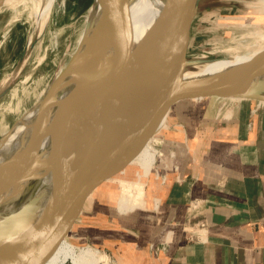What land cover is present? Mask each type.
<instances>
[{"label": "water", "instance_id": "95a60500", "mask_svg": "<svg viewBox=\"0 0 264 264\" xmlns=\"http://www.w3.org/2000/svg\"><path fill=\"white\" fill-rule=\"evenodd\" d=\"M125 1L117 0L120 7L115 9L114 0H107L99 18L93 16L96 3L93 1L79 45L28 110L40 107L32 130L27 133L30 135L23 136L22 145L0 163V213L9 214L13 230L5 233L6 237L12 236V241L0 251V264L44 263L71 232L89 198L119 177L129 156L157 133L158 123L175 105L207 98L264 104V50L221 71L191 76L212 62L232 56L212 57L209 53L189 56L193 24L200 8L195 5L197 0L178 5L170 18L155 25L143 57L129 42ZM2 4L0 0V7ZM228 6L238 8L235 4ZM36 42L34 38L30 45L27 42L18 68ZM115 51H120L121 58L126 53L125 62L128 68L132 67V74L124 73L127 83L120 80L117 84L110 111L93 117L78 139L70 134L56 143L51 152L40 151L51 115L64 90L68 87L74 90L70 97L73 105L87 98L97 102L108 94L104 88L92 98L89 88L99 71L107 69ZM117 70L119 74L123 72L121 68ZM104 73L106 79L112 69ZM144 77L147 81L138 86L133 102L123 108L122 96L137 81H144ZM8 90L6 87L0 92V99ZM81 115L77 108L73 111L71 128L81 127ZM16 124L17 121L9 132ZM6 138L1 136L0 144ZM67 153L71 159L66 174L34 194L37 176Z\"/></svg>", "mask_w": 264, "mask_h": 264}, {"label": "crops", "instance_id": "0c3cea01", "mask_svg": "<svg viewBox=\"0 0 264 264\" xmlns=\"http://www.w3.org/2000/svg\"><path fill=\"white\" fill-rule=\"evenodd\" d=\"M171 113L176 131L158 138L151 240L168 226L172 239L143 262L264 264V104L207 98Z\"/></svg>", "mask_w": 264, "mask_h": 264}, {"label": "rangeland", "instance_id": "374dc122", "mask_svg": "<svg viewBox=\"0 0 264 264\" xmlns=\"http://www.w3.org/2000/svg\"><path fill=\"white\" fill-rule=\"evenodd\" d=\"M93 1L56 0L51 12L46 13L40 21H36V6L31 0H15L13 4L0 7V92L9 87L0 99V138L6 129L33 107L68 62L84 32ZM251 1L204 0L193 24L189 56L209 53L212 57H224L232 54L234 58L243 52L249 55L259 50L257 47L264 44V11L252 7ZM230 4L238 5V8H230ZM31 36L35 37L37 44L18 68ZM169 113L162 117L157 125V133L148 140L158 151L156 163L162 153L161 139L158 138L165 134L173 136L172 132L176 131L171 130L172 113ZM126 162V167L116 180L103 186L94 198H89L65 238L78 247L98 250L109 264H145L143 260L149 257V253L152 258H156L157 253L161 254L160 243L169 244L172 235L163 240L161 238L158 244L151 240L156 233L155 222H151V219L154 220L161 212L160 204L157 210L154 208L159 202V198H155L158 196L156 163L150 175L143 179L146 205L128 214H121L117 210L116 200L123 181L130 183L136 180L137 172H141L138 163L131 161L130 156ZM165 229L167 231L171 226Z\"/></svg>", "mask_w": 264, "mask_h": 264}, {"label": "bare ground", "instance_id": "6f19581e", "mask_svg": "<svg viewBox=\"0 0 264 264\" xmlns=\"http://www.w3.org/2000/svg\"><path fill=\"white\" fill-rule=\"evenodd\" d=\"M1 1H3L2 5H10L13 4L15 0H1ZM31 1L36 6L35 8V14L37 17L36 21L37 20L40 21V19L43 16H45L46 13L49 14L51 12L56 0H31ZM95 1L96 3H95L93 16L95 18H99L104 12V8L107 0H95ZM187 1L188 0H128V1L126 0L125 2H123V7L128 8L127 9L128 14L125 20V24L126 23L128 24L129 42L132 48L137 51V54L140 57H143V55L146 52V44L151 32L155 28V25L159 21L164 20V18L166 19L170 18L169 16L171 15L175 7H177L178 5H184L187 3ZM114 2H115V9L119 8L120 3L117 2V0H114ZM196 2L197 3L195 5H198L199 7H201L205 3L204 0H197ZM251 4L252 7H256L264 11V0H253L251 1ZM85 23L83 24L85 25ZM118 33L120 32L117 31V34ZM81 38L82 35L79 41L77 39L78 41L77 46L79 45ZM32 40L33 37L31 36L29 39V45L30 42H32ZM257 48H259V50L251 52L250 54L256 55L262 50H264V44ZM249 55L240 54L238 56L237 55L234 56V58L232 57L225 58L223 60L212 62L191 76L221 71L230 66L245 62L253 57ZM126 56L127 55L125 53V55L123 54V57L121 58L120 51L113 52L108 62L107 69H104L103 72L99 71L95 79L91 82L89 88V95L92 98L99 91H102L104 88L108 90L107 91L108 94L104 96L102 99H98L97 102L95 101L93 102L92 99L89 100V98H87L85 101L82 100L80 103H77V105H73V101H71L70 99L71 94L74 93L72 87H68L59 95V101L57 103L56 108L54 109V112L51 115L50 126L45 132L40 147V151L45 150L47 152L48 151L51 152L53 150V146L56 143L61 142L64 136H70V134H73L74 136L77 137L76 139H78L80 136H82L84 129H86V124L90 123V120L93 117L100 114L105 115L110 111L112 100L114 98L113 93L117 84L120 82V80L122 83H127L126 82L127 79L125 78L126 74L128 73L132 74V67L128 68L127 63L125 62ZM114 65L117 66V68H121L123 72L119 74L118 73L119 70H117V68L114 67ZM111 69H112V73L108 74L105 79L106 74L104 72H106L107 70L109 71ZM124 73H126L125 76ZM143 80L144 81H140V80L137 81L136 84L133 85V87H131L130 90L127 91V93H125V95L122 96L121 104L123 108L124 106L128 107L129 103L133 102L135 91L137 90L138 86L139 87L142 86L140 84L147 81V78L144 77ZM76 108L77 111H79V114L80 113L82 114L80 116V121L83 120V123H81L80 125L81 127L78 130L75 129V125L71 128V118L73 115V111L76 110ZM39 111H40L39 106H36L31 111L28 112L26 111V113L23 114L24 116L21 118L23 122L19 123L18 121L21 119L18 118L17 124L12 129V131L9 132L11 128H8L2 133L1 136H7V138L3 141V143L0 144V163L5 161L9 155H11L15 150H17L22 145L23 136L30 135L27 133L32 130V127L39 114ZM59 149H61V147H59ZM157 154L158 151L150 144V142L146 141L140 148L135 150L133 154L130 155L131 161L138 163L137 165L140 167L141 172L138 171L136 175L137 176L136 180L131 181L130 183L129 182L126 183L125 180L123 181L124 183L122 185L119 197L116 200L117 210L121 214L132 213L133 211L141 209L146 205L145 182L143 181V179L150 175L151 170L156 163ZM70 159H71L70 153H67L63 157L59 158L54 164L50 165V167L43 174L37 176V180H36L37 184L34 185L35 186L34 194H37L43 188H46L47 186H52L53 183L58 182L66 174L68 167L70 165ZM1 179L2 178L0 176V181ZM157 206L158 203H156L154 208H157ZM11 223L12 221L9 214L5 211L1 212L0 213V251H2L7 246V244L11 243L12 241V236L11 237L5 236L6 235L5 233H11V231H13ZM9 226L11 229L7 228ZM172 232L173 231L171 229L167 230L162 235L161 237L162 240L163 238L164 239L169 238V236L172 235ZM67 262H69L70 264H101L102 262H105V264H109L108 259H106L103 255H101L98 252V250H95L91 247H78L73 243H71L66 238H64L63 240H61V242H59V244L56 246V248L51 253V255L42 264H66Z\"/></svg>", "mask_w": 264, "mask_h": 264}, {"label": "built area", "instance_id": "2783aa9c", "mask_svg": "<svg viewBox=\"0 0 264 264\" xmlns=\"http://www.w3.org/2000/svg\"><path fill=\"white\" fill-rule=\"evenodd\" d=\"M159 177H157V179H158ZM165 181V179L163 178V182ZM161 244V246H162V250L163 249H166V246H168V243H160Z\"/></svg>", "mask_w": 264, "mask_h": 264}]
</instances>
